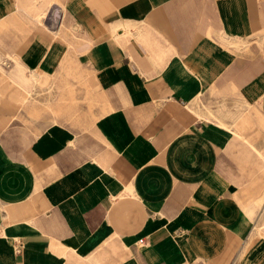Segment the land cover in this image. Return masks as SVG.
<instances>
[{"label": "crops", "instance_id": "0c3cea01", "mask_svg": "<svg viewBox=\"0 0 264 264\" xmlns=\"http://www.w3.org/2000/svg\"><path fill=\"white\" fill-rule=\"evenodd\" d=\"M0 264H264V0H0Z\"/></svg>", "mask_w": 264, "mask_h": 264}, {"label": "built area", "instance_id": "2783aa9c", "mask_svg": "<svg viewBox=\"0 0 264 264\" xmlns=\"http://www.w3.org/2000/svg\"><path fill=\"white\" fill-rule=\"evenodd\" d=\"M18 250H19V248H18Z\"/></svg>", "mask_w": 264, "mask_h": 264}]
</instances>
